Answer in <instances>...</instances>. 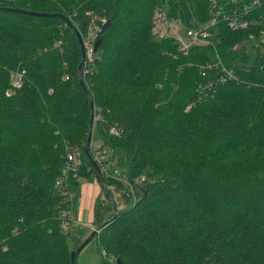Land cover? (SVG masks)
Segmentation results:
<instances>
[{
  "label": "trees",
  "instance_id": "obj_1",
  "mask_svg": "<svg viewBox=\"0 0 264 264\" xmlns=\"http://www.w3.org/2000/svg\"><path fill=\"white\" fill-rule=\"evenodd\" d=\"M157 8L190 27L207 19L205 0H0V264H72L60 222L90 176L105 201L92 208L101 264H264V4L246 30L216 27V53L234 78L199 99L198 85L219 74L198 72L213 49L182 54L153 38ZM13 9L61 13L80 37L91 18L107 25L78 69L79 42L64 18ZM90 101L100 144L86 156ZM67 146L81 164L57 191ZM101 149L111 171L95 176ZM108 185L123 208H113Z\"/></svg>",
  "mask_w": 264,
  "mask_h": 264
},
{
  "label": "built area",
  "instance_id": "obj_2",
  "mask_svg": "<svg viewBox=\"0 0 264 264\" xmlns=\"http://www.w3.org/2000/svg\"><path fill=\"white\" fill-rule=\"evenodd\" d=\"M207 4V19L197 27H190L184 24L180 19L170 16L164 9H155L150 16L149 33L156 40L171 39L177 46V49L182 54H187L189 50L196 45L210 46L214 52V59L205 61L198 65V72L201 77H205L207 72L213 67L218 68L219 74L214 80H207L198 85L196 91L197 99L201 97L204 90H210L216 82H224L226 79L234 78L232 70L226 68L221 63L216 50L215 43L212 40L216 27L222 25L230 31L246 30L249 26V15L253 9L258 8L264 4V0H205ZM104 23L103 19L91 18L87 24L85 33L81 36V41L84 51V62H90L94 56V42L99 36L101 25ZM101 24V25H100ZM255 46L260 44L264 49V41L260 39ZM67 78V77H66ZM22 73H15L12 81V86L20 87ZM189 106V105H188ZM187 106V107H188ZM187 109V108H186ZM109 132L116 134V131L110 129ZM66 163L61 175L55 180V188L61 191L67 187V181L70 174L76 176L79 166L81 164L80 151L77 147H66ZM108 151L106 149L95 150L92 154V160L99 165L100 170H104L108 166ZM111 175L123 182L125 188L130 185L124 172L113 169ZM131 188V187H130ZM67 212H71L68 210ZM73 219L71 214L68 217L66 212L62 215L60 222L61 228L65 227V219ZM94 227L91 226V229ZM97 231L96 228L93 229ZM107 263H112L113 259L107 257ZM108 263V264H109Z\"/></svg>",
  "mask_w": 264,
  "mask_h": 264
},
{
  "label": "rangeland",
  "instance_id": "obj_3",
  "mask_svg": "<svg viewBox=\"0 0 264 264\" xmlns=\"http://www.w3.org/2000/svg\"><path fill=\"white\" fill-rule=\"evenodd\" d=\"M84 35V33H83ZM249 46V45H247ZM251 50V49H250ZM253 51V50H251ZM260 54H264V50L260 49ZM262 54V55H263ZM93 123V122H92ZM100 144V136L98 133V129L96 124L94 123L92 126V130H91V139H90V145L91 147H97ZM105 172H110L111 170L107 167L104 168ZM93 183V188H96V184L94 182L95 179L93 178V176H90ZM84 179V178H82ZM81 179H79L80 182ZM95 186V187H94ZM109 194V199L110 202L113 204V208L115 210L123 208L125 206V203L122 202L119 193L113 188L112 185H108L107 187ZM91 192H92V187L89 189V193L86 196V198L81 199L79 201V199L76 201H74V203L72 202V204L69 206V210L72 211L73 210V206L75 205V211H76V215H79V209L81 208H85L83 209V214L84 217L83 219H76V215L74 214V212H67L66 214L69 217L70 214L72 216V220L71 219H65V227H62V231L64 233H70V238H68L69 241V245H70V249L71 251L77 249L79 247V245L83 242V240H85V238L88 237V235L91 233V231H94L93 229H91L89 227V224H93L92 222H94L93 219V215L91 213V209H92V202L90 200L91 197ZM103 193L100 192V195L98 197L99 201H104L103 198ZM72 197V199L74 200V196H70V198ZM86 204H84V202ZM105 202V201H104ZM86 205V206H85ZM112 207V205H111ZM105 209V208H104ZM107 210L110 209V207L106 208ZM86 211V212H85ZM110 213V212H108ZM108 214L104 215V217H102V219H107ZM79 218V217H78ZM99 223V222H98ZM97 222H95L94 224L96 225V229L99 227V224ZM93 224V225H94ZM95 239L93 238V236L91 237V239L85 244V246L79 251L78 256L76 257V261L77 264H101L98 256L95 253ZM109 263V262H108ZM110 264V263H109Z\"/></svg>",
  "mask_w": 264,
  "mask_h": 264
},
{
  "label": "water",
  "instance_id": "obj_4",
  "mask_svg": "<svg viewBox=\"0 0 264 264\" xmlns=\"http://www.w3.org/2000/svg\"><path fill=\"white\" fill-rule=\"evenodd\" d=\"M13 10H15V11H22V12L24 11V10H20V9H13ZM24 12H26V13H28L30 15H36V16H55V17H61V18H64L67 21V23L69 24V26L75 32L76 37H77L78 42H79L80 60H79V67H78V69H80L81 64L83 62V57H84L83 45H82L81 37L79 35V31L71 24V22L68 20V18L65 17L61 13H50V14H48V13H40V12H34V11H24ZM106 25H107V22H104L102 24V26H101V30L100 31H102L105 28ZM98 43H99V39L97 37L96 40H95V42H94V47H93V50L94 51H96L97 46H98ZM261 71L264 72V65L261 67ZM92 122H93V112H92V103L90 101V117H89V123H88V130H87V135H86L85 143L82 146V150L86 154V156H88V147H89L90 139H91ZM91 163H92V167L94 169L95 176H98V174L100 172H99V168H98L97 164L95 162H93V161H91ZM94 232L95 231H91V233L88 235L87 238H85V240H83V242L79 245V247L71 252V262H72V264H75V258L79 254V251L91 239V237L93 236ZM116 262L118 263V260H116Z\"/></svg>",
  "mask_w": 264,
  "mask_h": 264
},
{
  "label": "crops",
  "instance_id": "obj_5",
  "mask_svg": "<svg viewBox=\"0 0 264 264\" xmlns=\"http://www.w3.org/2000/svg\"><path fill=\"white\" fill-rule=\"evenodd\" d=\"M91 178V177H89ZM89 178H84V179H81L80 182H79V190H78V197H77V200L79 199V201L81 199H84L86 198V196L88 195L89 193V189L92 187V192H91V197H90V200L92 202V204H94V201L96 200L97 197H99L100 195V192H102L101 190V187H100V184L98 182V180L93 177L95 179L96 182H94L96 184V188H93V183L91 182L92 180L89 179ZM95 187V186H94ZM84 202V201H83ZM84 204H86L84 202ZM86 206V205H85ZM92 208H93V205H92ZM83 209L85 208H80L79 209V215L77 216L76 215V209H75V205L73 206V210L71 212H74V214L76 215V219H83L84 217V214H83ZM86 210V209H85ZM86 212V211H85ZM91 213H92V209H91ZM79 217V218H78ZM92 224H89V227L91 228ZM68 237L70 238V233L68 232ZM78 256V255H77Z\"/></svg>",
  "mask_w": 264,
  "mask_h": 264
}]
</instances>
